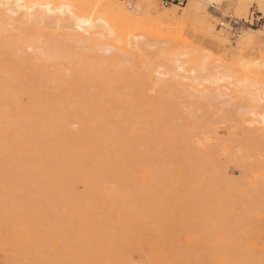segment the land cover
I'll return each mask as SVG.
<instances>
[{
    "label": "rangeland",
    "instance_id": "obj_1",
    "mask_svg": "<svg viewBox=\"0 0 264 264\" xmlns=\"http://www.w3.org/2000/svg\"><path fill=\"white\" fill-rule=\"evenodd\" d=\"M148 3L0 0V264H264V0Z\"/></svg>",
    "mask_w": 264,
    "mask_h": 264
},
{
    "label": "bare ground",
    "instance_id": "obj_2",
    "mask_svg": "<svg viewBox=\"0 0 264 264\" xmlns=\"http://www.w3.org/2000/svg\"><path fill=\"white\" fill-rule=\"evenodd\" d=\"M99 1L100 0H90V2H92V3H95V4H98L99 3ZM139 2H140V4H142L145 8H146V10L148 11V13H150V14H152V13H155V9H152V8H150L149 7V3H148V0H139ZM190 7L191 8H197L198 7V5H196V4H191L190 5ZM144 8V9H145ZM115 10H117V8H116V6H115V9L113 10V11H115ZM119 10V9H118ZM117 10V11H118ZM121 11L123 12V9L121 8ZM160 11V10H159ZM174 12V11H173ZM153 15H155V14H153ZM125 16H127V14H123V17H125ZM164 16H166V15H164ZM101 22L104 24V28H107V29H110L111 27H113V21H111L110 23L111 24H109L108 23V21L106 20V18H102V20H101ZM85 23V22H84ZM79 27V26H78ZM91 28V27H90ZM89 28V29H90ZM79 29H80V27H79ZM82 29V28H81ZM110 31V30H109ZM106 32V31H105ZM106 34V33H105Z\"/></svg>",
    "mask_w": 264,
    "mask_h": 264
}]
</instances>
